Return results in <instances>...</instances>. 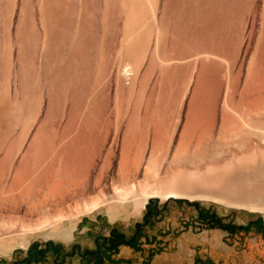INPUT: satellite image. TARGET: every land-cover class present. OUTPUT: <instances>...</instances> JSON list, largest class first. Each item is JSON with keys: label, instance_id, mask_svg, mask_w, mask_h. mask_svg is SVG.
<instances>
[{"label": "rangeland", "instance_id": "374dc122", "mask_svg": "<svg viewBox=\"0 0 264 264\" xmlns=\"http://www.w3.org/2000/svg\"><path fill=\"white\" fill-rule=\"evenodd\" d=\"M263 43L264 0H0V264H264ZM126 159L192 197L109 214Z\"/></svg>", "mask_w": 264, "mask_h": 264}, {"label": "bare ground", "instance_id": "6f19581e", "mask_svg": "<svg viewBox=\"0 0 264 264\" xmlns=\"http://www.w3.org/2000/svg\"><path fill=\"white\" fill-rule=\"evenodd\" d=\"M219 3H217V4H219ZM208 45L211 46V44H208ZM210 46H202L200 48L201 51L198 52V53H202V54H199V55L206 54L209 57L215 58L216 56L214 55V48L210 47ZM261 48H262L261 50H263V52H264V43L261 46ZM202 58H204V57H202ZM247 128L253 134L262 135L263 139H264V129L251 128L248 126H247ZM256 154H258L257 150H256V152L254 151L252 153V156H255ZM259 156L262 159H264V149L259 150ZM90 164H91V161H87L86 169H89ZM148 165H149V167H153L154 163L149 161ZM75 166H76V164H75ZM128 166H129V163H128L127 159H126V161H124L123 163L120 164V172H121V177L123 180L120 184L116 185L115 188L113 189V199L115 200V202L111 206H108V208H107V211L111 215H116L117 212L119 211L118 209H122V208H125V207L130 206V205H133L134 210H140L144 207V205H146L147 201L153 197L162 198L164 200L192 197L191 195L181 193L178 190L174 189L173 187H171L167 183L168 181L166 182V180L163 181L160 179H159L160 181L158 180V182L156 183L155 188L151 187L153 185H149L148 183L147 184L143 183V184H139V185L132 184L130 187H128L127 184L125 183V179L127 177ZM167 180H169V179H167ZM182 181H185V180L181 179V183H182ZM170 182H171V180H170ZM137 193H139L138 196H137ZM100 208H101L100 203L97 200H93L90 203H84L80 207V211L78 213H82L83 215H87V214L90 215V214H94L95 212L99 211ZM251 209H253V208H251ZM44 223H48V221H45ZM48 225L49 224H45L44 227H46ZM75 228H76V226L74 225V221L70 220L67 224H64L62 219H58L55 222V224L53 226H51V228L48 229L50 231L48 235L51 237L70 238L73 235ZM21 229H22V235H21V238L19 239V241L15 242V240H13L12 242L5 243V245L2 246L3 252L12 253V252L17 250L16 249L17 247H19L20 249H24L27 242H28V238L30 235L34 234V232H42L41 231L42 227H36V228L22 227Z\"/></svg>", "mask_w": 264, "mask_h": 264}]
</instances>
